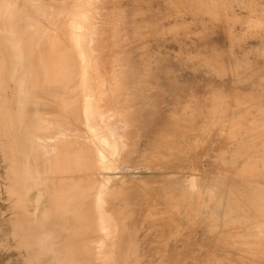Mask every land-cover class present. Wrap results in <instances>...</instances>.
Returning <instances> with one entry per match:
<instances>
[{
    "label": "rangeland",
    "instance_id": "obj_1",
    "mask_svg": "<svg viewBox=\"0 0 264 264\" xmlns=\"http://www.w3.org/2000/svg\"><path fill=\"white\" fill-rule=\"evenodd\" d=\"M6 1L0 0V264H55L54 253L41 254L33 242L34 225L42 216V185L29 195V185L41 182L50 160L31 157L38 139L31 140L22 122L16 130L9 128L4 111L15 85L8 72ZM10 1L30 13L40 5V0ZM70 1L54 3L64 8ZM99 5L102 72L135 70L134 76L123 74L121 92L111 99L117 108L119 100L118 126L129 118L120 132L130 147L120 156L123 168L110 171L115 178L108 199L117 219L118 209L124 214L125 240L134 247L130 261L264 264V0H101ZM63 19L52 20L42 43V36L31 43L36 45L32 53L37 51L30 63L40 83L35 110L45 120H72V128L83 129L42 75L44 68L61 63L50 37ZM20 30L11 29L16 38ZM33 109H28L30 116ZM64 145L71 151L74 140ZM93 177L75 173L72 178ZM65 238L47 246L62 252ZM117 244L115 233L101 264H107ZM88 264L100 262L94 258Z\"/></svg>",
    "mask_w": 264,
    "mask_h": 264
},
{
    "label": "bare ground",
    "instance_id": "obj_2",
    "mask_svg": "<svg viewBox=\"0 0 264 264\" xmlns=\"http://www.w3.org/2000/svg\"><path fill=\"white\" fill-rule=\"evenodd\" d=\"M54 1L57 0H40V5L36 11L30 13L25 5L19 7L17 2L14 3L7 0L2 14L7 21H10L8 27H4V29L7 28L5 30L7 33V45L11 49L8 50L10 51L8 58L11 61L8 69L9 78L15 83L10 88V90L12 89V95H10L11 93L7 95V91L5 93L7 98L4 111L8 127L16 130V126L22 122L21 126L28 132V136L33 137L31 140L35 142L34 138L38 139L37 147L33 150L31 157L33 159L50 160L47 171H43L41 175V182H32L29 185V195L31 196L36 193L37 185H42L43 190L40 204L42 216H39V222L34 225L32 231L34 232L33 242L39 244L41 254L54 253L55 264H88L94 258L101 264L103 263L102 259L105 249L111 243L114 234L118 233V244L113 246L111 252L107 254V256H110L107 264H133L130 261V256L134 254V247L132 242L125 240L126 233L122 228L124 214L118 209L117 219L108 210V199L112 196L111 187L115 178V176L112 177L110 175L112 174L110 171L123 168L119 164L120 156L126 148L130 147L129 138L123 132H120V128H125L130 124L129 118L122 120L123 122L121 121L124 127H119L118 122L120 120L118 121L117 119L118 116L121 117L119 100L118 108L111 101L116 93L119 94L121 92V79L124 72L113 70L109 74H104V71L102 72L101 70V64L98 62L99 57L97 54L103 48L100 42L98 43L100 31L96 21L101 0H71V5L64 8H58ZM18 13L20 14L21 24L16 25V15ZM62 17L64 18L63 21H60L53 29L52 37H50L52 48L60 51L57 56H59L61 63H54L52 66L44 68L42 75L44 81L54 85L52 88L55 91L54 97L56 99L59 98L65 108L72 111L74 123H81L83 129L72 128L70 125L72 120L53 121L48 118V120H45V118L41 117L42 115L37 113L40 111H37V108L35 110L36 101H38L35 98V93L40 83L37 80V68H33L30 63L33 53L37 51L36 49L32 53L31 46L33 45L31 43L36 36H42L41 39L39 38V42L42 43L43 35H48V30H50L48 28L52 20L62 19ZM120 23L121 20L118 21V27ZM13 27L21 28L18 31L19 38L15 36L17 32L11 31ZM1 29L3 30V28ZM41 47H43V44ZM48 57L46 56L45 60ZM49 60L51 63V59ZM116 61L115 63H117ZM125 74L134 76L135 70L127 69ZM150 81L152 82V80ZM31 106L34 108V113L30 116L29 111L32 108L29 111L28 109ZM15 113L16 116L14 118ZM68 115L70 116V113ZM41 123L47 124L46 129L43 128L42 130L40 127ZM70 139L74 140V149L71 148V151L67 150L66 145H64L68 144ZM166 146L165 144L164 147ZM19 151L22 152V150ZM21 159H28V156H23ZM175 168L178 169V167ZM159 170L162 171L164 169L161 170L160 168ZM75 173L93 174L94 177L87 180L83 178L76 180L72 178ZM105 173L109 175L106 176ZM104 184L105 187H103ZM176 187L178 188V185ZM161 202L163 203V201ZM62 235L66 237L64 240L66 243L64 251H54L47 246L48 242L58 240Z\"/></svg>",
    "mask_w": 264,
    "mask_h": 264
}]
</instances>
